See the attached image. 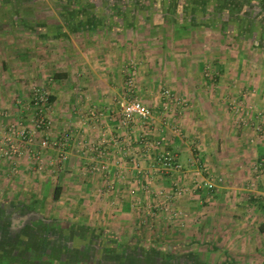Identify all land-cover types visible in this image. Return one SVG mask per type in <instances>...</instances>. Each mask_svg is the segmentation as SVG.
<instances>
[{
  "label": "crops",
  "instance_id": "crops-1",
  "mask_svg": "<svg viewBox=\"0 0 264 264\" xmlns=\"http://www.w3.org/2000/svg\"><path fill=\"white\" fill-rule=\"evenodd\" d=\"M177 1L179 4L169 0H125L110 3L108 8H100L97 3L95 11L103 12L97 19L70 21L69 25L61 19L54 27L53 22H45V29L30 31L34 38L28 51L44 54V65L52 73L49 77L52 85L59 91L92 90L94 104L105 112L99 119L97 131L89 132L85 124L83 131L70 132L65 145L67 158L56 184L61 188L57 200L66 203L68 209H76L72 214L82 215L81 219L74 215L73 220H81L87 227L91 222L96 223L93 229L99 223V227L108 228L114 235L135 233L134 227L148 224L151 208L156 207L158 213L150 214L160 215L158 219H161L166 214L164 210L173 204L178 217L171 229L175 232L169 235L187 230L183 234L189 233L192 237L189 243L196 247L191 249L205 251V258L169 260L172 264H264V256L260 257V253H264V211L260 206V200L264 199V50L253 39L264 23V5L260 3L263 0H238V5L228 0ZM203 3L204 14L201 13ZM202 18L204 24L199 23ZM231 24V31L222 27ZM152 48L156 50L153 52ZM137 57L159 60L157 70L155 66L144 70L148 87L152 79L170 81L178 97L174 100L189 98L187 110L178 106V114L172 119L188 127L191 123H204L203 131L197 128L191 129L192 134L188 131V138L201 140L196 145L198 148L181 141L182 135H170L171 129L160 124L150 133L143 132L145 134L106 131L108 127L104 124L115 125L118 121L108 116V109L112 107L109 95L122 87L121 76L125 70L119 61L124 63ZM171 61L173 77L168 79L166 66ZM35 70L38 71L37 67ZM56 100L60 111L55 120L81 128L84 117L75 112L84 107L82 100ZM159 120L155 116L153 123L158 125ZM161 136L167 139V144L173 143L171 147H177L178 162L182 165L175 177L167 175L171 178L167 183L175 190L171 194L164 184L154 189V194L146 185L143 187L140 180L133 179L153 165L151 154L155 149H150L149 145ZM117 137L125 145H114ZM75 139L108 144L100 146L102 153L94 150L86 153L88 150L72 144ZM134 140V144L129 145V141ZM52 151L45 150L48 158L52 157ZM127 154L129 160L130 155L136 158L140 169L134 171L138 173L129 174L132 167L122 159V155ZM107 158L113 159L108 161ZM97 162L107 163L109 172L92 170ZM201 164L209 174L198 171ZM215 171L221 172L219 184L214 181ZM208 180L213 181L216 188L209 191L203 186ZM186 207L190 216L181 212ZM179 214L186 218L182 219ZM197 215H204L205 224L210 217L213 225L201 228V218L197 220ZM85 217L91 221H84ZM133 221L139 223L132 225ZM187 221H192L191 225ZM212 229L220 233L218 240L208 239ZM202 236H206L204 241L208 244H200ZM35 244L29 246L32 253L23 254L25 260L23 256L9 259L0 255V264H98L99 261L83 257L72 261L53 260L51 256L45 258L46 254L39 259L36 257L39 251L51 255L49 249L54 243L46 240L43 249L41 244L38 248ZM64 246L76 251L82 245L67 243ZM171 248L166 244L165 251ZM218 252L221 254L217 258ZM213 254L216 257L213 258Z\"/></svg>",
  "mask_w": 264,
  "mask_h": 264
},
{
  "label": "rangeland",
  "instance_id": "rangeland-1",
  "mask_svg": "<svg viewBox=\"0 0 264 264\" xmlns=\"http://www.w3.org/2000/svg\"><path fill=\"white\" fill-rule=\"evenodd\" d=\"M2 1L6 5V9L12 10L15 15H18L19 22L11 23L10 21L7 22L0 19V147L3 148V150H7L9 148L5 137L9 133L8 129L11 125L18 128V130L25 129L31 138L30 141H26L13 135L12 140L18 149V153L10 156L0 154V221H4L5 224L3 226L6 228L4 229V233L0 231V240L2 238L5 239L6 233L19 235L22 238V243L25 242L28 235L30 236V242L28 240V242H26L28 245L22 244L17 247L16 250L13 249V247L10 248L9 250L12 249L9 253L10 256L8 255L5 257L9 258L11 255L24 257L25 254L32 253L29 248L28 251L26 250L29 245L37 243L34 246L38 248L40 244H43L41 242L38 244V241L45 239V241L47 240L49 242L54 240L57 244L60 243L61 245L60 250L58 249L56 252L54 251L51 254L52 256L50 258L53 260H63L66 258L67 260L72 261L83 257V259L86 260H99L98 264H121V261L117 262L112 255L102 251L103 248H105L104 245H101L93 239L88 241V238L85 235L86 231L84 236H82V233H79L84 230V225H82L83 222L81 220L78 221L76 219H72L75 215L72 213L76 212V209H68V205L66 203H61L59 200L53 198L54 187L58 183V176L60 177L61 168L65 162V160L63 162L58 161L60 152H64L66 154L67 147L65 145L66 142H68L67 140L69 137L65 138V135L70 136V132L75 133L78 129H80L79 131H83V126H85V124L86 129L89 132H93L95 130L97 131V125L100 122L99 119L102 117V114H105V112L99 111L100 109H98V105L94 104L95 96L92 90L84 91L81 89H65V91H59V89L55 88V85H52L53 80L49 79L52 73L44 65V54H41L39 51L38 53L36 51L29 53L28 51L29 47L32 46L31 41L34 37H32V34L30 33L31 30L23 26V21L30 27L45 24V22H53L55 24L58 20L62 19L60 13L63 10H67L68 7L65 6L64 0L61 2H56L55 0H0V2ZM93 1H96V3L103 2V0ZM110 1L125 2V0H109V2ZM126 1L133 2L134 0ZM95 6H97V4H95ZM154 49L156 50V48ZM154 49L152 48L153 52L155 51ZM137 58H132L128 62L126 61L124 63L119 61V64L122 65L125 70L124 75L121 76L123 79V81L121 80L122 87L120 90H117L109 95L111 98V103L109 105L112 107L111 110L108 109V116H111L118 121L117 123H114L115 125L104 124V126L108 127L106 131H112L115 133L132 131L133 133L141 132L142 134H145L148 132L150 133L151 129L153 131L155 126L157 129L160 124L163 127L167 126L171 129L169 132L170 135H182L179 137L181 141H186L187 145L198 148L196 145H199L201 140L198 138L193 140L190 137L188 138V131H190L191 134V129L194 130V128L199 129V131H203L205 129L204 123H191L190 127H188L181 122L172 119L173 115L178 114V106H182L185 108L184 110H187L190 103L189 98L187 96L180 98L179 103L174 100L178 97L174 90H172V83H170V81H168V83L160 82L159 79H152L151 81H153L152 83L154 88L152 89V83L148 87V82L145 83L146 79L144 70L149 69L150 67L153 68L154 66V69L157 70L156 68L158 65L156 63L159 60L155 58L152 59V57ZM173 66L172 61L166 66V73L169 75L168 79L173 77L171 74ZM36 67L38 71L35 70ZM130 73L133 74V84L135 85L133 94L139 97V99L151 110V117L145 122L135 120L130 123H123L121 119L120 101L128 100L130 98V92L127 88V79ZM164 89L169 90L171 94L169 97L165 96V93H163ZM48 96H52L53 98L50 99ZM57 98H63L66 101L69 98L74 101L82 100L84 107H81L75 112V115L78 114L79 117H84L85 121L84 124L81 122V128L77 127L75 124L63 125L55 120L58 112L60 111L59 104L56 102ZM226 109L227 111L230 110L229 108ZM231 109L236 111V108ZM180 111L182 113L183 109H180ZM155 116H158L160 119V123H158V125L153 123ZM38 117L45 118L49 121L47 127H35V122ZM130 125L131 127H129ZM150 125L152 128L149 127ZM233 128L236 129L238 127L234 126ZM45 137L48 141L45 147L41 148L40 142ZM135 141L136 140L129 141V145H133ZM59 142H62L63 145H59ZM150 143L149 148L155 149L154 154H151L153 165L150 166L148 170H143L141 172V176H133V179L140 180L143 187L146 185V189L153 190L154 194L155 190L160 189L163 184V186H166V190H170V194L173 191L175 193V190H173L170 185L171 178L167 175L172 174V176L175 177V174L180 171L173 170L172 168H162L156 158L163 151L174 150L178 152L177 147H171L173 143H171V145L167 144L166 138H164L161 144H156L152 141ZM72 144L79 148H83L84 150H88L86 153H89L91 150H94V146H99L100 148V146L108 143L100 140L81 141L79 139H75V142ZM114 145L123 146L125 143L117 137ZM48 149L53 150V153H50V156L52 157L49 158L45 154V150ZM105 149H107V147H105ZM33 151H39L36 155H38L40 161L35 160L34 156H32ZM0 152L2 151L0 150ZM130 157L131 160H129L128 154L126 157L122 155V159L126 160L128 162L127 164L132 167V171H129V174L138 173L134 171L140 169L137 164V160L135 157L133 158V155H130ZM112 159L113 158H110L108 161ZM203 168H205V165L201 164V168H198V171H200L201 174H209L207 169L205 168V170H202ZM214 173L217 175L216 176L214 174V181L218 184L221 183L220 180L222 177L219 175L221 172L215 171ZM128 178L130 177H127V179ZM167 181L170 182L167 183ZM161 182L163 183L161 184ZM151 184L153 186H151ZM133 185L135 187L137 184ZM214 188L216 187L214 186L213 189ZM158 195L161 196V193ZM162 195L163 197L165 196V194ZM172 195L174 194L172 193ZM163 206L165 205L163 204ZM173 206V204H170V207L164 210L166 214L161 216L164 218L163 220H161L162 218L158 219V216L160 215L150 214V212L158 213L156 207L155 210L154 208H151L149 210L147 225L139 224L138 227H134L136 228V232L130 235L115 234V236L118 238L119 242L125 243L124 248H127L130 254L144 258L149 252L150 254L147 258L153 259L157 264H161V261L166 257L171 260L178 258H182L184 260H189L190 258L204 259L205 251L191 249V247H196L192 244V242L189 243V239L192 238L190 237V234H183L184 232H187V230H181V234L179 231L178 235H169L170 232H175L171 229H173L175 224H177L174 220L178 217L176 211L173 210ZM190 209L192 210V205ZM199 210L200 209H198V211ZM160 211H162V209H160ZM181 212L186 216H190L188 213V207H186L184 211L182 209ZM26 213L29 214V217L22 221L21 216ZM167 213H169V215ZM166 215L170 217L167 218ZM179 215L182 219L186 218V216L182 214ZM75 216H79V218L82 217V215ZM197 216V220L201 218V228L209 226V224L213 225L210 217H208V222L205 224L204 215ZM85 218L86 219L84 221H91V219L88 220L87 217ZM192 220L194 221V219ZM55 221L56 224L54 223ZM187 222H189L190 225L192 223V221ZM137 223L139 222L133 221L132 225ZM94 224L96 223L91 222L89 228L93 229V226H95ZM98 224L99 223H97V226L95 227L96 229L101 228ZM103 225L106 227L108 226L107 224ZM31 226L32 228H30ZM217 227L219 228L220 226L217 225ZM61 228L63 230H61ZM92 229L88 230L89 235H92ZM1 230L3 231L2 228ZM108 230L109 229L107 228L104 231L109 233ZM161 230L166 232L161 234L163 233ZM213 230L214 229H212V231ZM219 234V232L213 231L211 234V236H213H208V239L211 238V240H215L221 236H219ZM53 237H56V239H52ZM201 239L203 243L201 242L200 244H208L204 241L206 240V236H202ZM67 243L68 245L72 244L74 246L82 245L85 250H82V246H80V249L77 247L76 250L79 249V251H75L73 249L69 250L68 246L63 247V245ZM91 244H95L94 247ZM166 244L172 246V248L168 251H165ZM160 247L163 249H160ZM61 249L64 251L62 252ZM153 250H158L157 252H159V255H157V252L155 251V253ZM3 253L4 252H2V255L8 254ZM38 253L40 254V251ZM75 253L77 255H75ZM54 254L56 255L54 256ZM219 254L221 253L218 252L217 258L220 257ZM263 256L264 253H260V257ZM43 257L44 256H40L39 259ZM212 257H216L215 254H213Z\"/></svg>",
  "mask_w": 264,
  "mask_h": 264
},
{
  "label": "trees",
  "instance_id": "trees-1",
  "mask_svg": "<svg viewBox=\"0 0 264 264\" xmlns=\"http://www.w3.org/2000/svg\"><path fill=\"white\" fill-rule=\"evenodd\" d=\"M55 1L56 2H61L62 0H55ZM64 1H65L64 2L65 6L68 7V9L67 10H63L60 13V15L62 16V19H64L66 24H68V25H69L70 21L74 22V21H78V20H82V19H85L86 21H91V20L99 18L100 14H103L102 11H100V13H99V11H95L96 7H97V6H95V4H97L96 1L95 2L93 0H64ZM136 1H138V0H136ZM169 1L172 4H176V3L179 4L178 1L176 2V0H169ZM181 1H183V0H181ZM187 1L191 2V0H187ZM229 1L231 2L230 4H234V5H238V3L240 2L238 0H228V2ZM110 3H114V2H112V1L109 2V0H103V2L100 3V8H105V7L108 8L110 6L109 5ZM260 3L262 5H264V0L262 2H260ZM201 6H202V9H201L202 12L201 13L204 14L205 11H206L205 10L206 6H204V3ZM5 7H6V5L3 3V1L0 2V19H2L4 21H7V22L10 21L11 23H18L19 22L18 15H15V13L12 10H8ZM106 17H108V16H106ZM263 19H264V16H263ZM204 20L205 19L202 18L199 21V23L204 24ZM22 24H23V26L29 28L31 31H35V28L45 29L44 28V26H45L44 24L35 25L33 27H30L29 25H26V22H24V21H23ZM54 26H55V24L53 23L52 27H54ZM222 27H223L224 30L228 29L229 31H231L232 24L229 25V26H222ZM256 28H258V26ZM259 28L260 29L258 31L256 30L257 33L256 32L254 33L253 39L256 40L258 42V45L264 50V23ZM53 30H55V28H53ZM247 33H250V31H248ZM48 98L52 99L53 97L52 96H48ZM60 189L61 188L58 185H56L54 187V191H53V198L54 199L59 198ZM54 223L56 224V221ZM43 224H45V223H43ZM83 228H84V230L82 232H79L80 234L81 233L83 234L82 236H84L85 231H86L85 235L88 238V241H91L90 239H93L96 242H99L101 245H104L105 248H103L102 251L106 252L109 255H112L117 262L121 261V264H130V263H132V264H157L153 259L147 258V256L150 254L149 252L145 255L144 258L140 257V256L138 257V256H135L133 254H130V252L127 250V248H124V246H125L124 242H119L118 238L114 234L105 232L103 230V228H99V229L94 228V229H92V228H89L87 226H84ZM90 229L93 230L92 235H89V231L88 230H90ZM80 234H78V235H80ZM54 238L56 239V237H53L52 239H54ZM95 241H94V243H95ZM40 242L43 243V244L46 243L45 239H43L41 241H38V244ZM51 242L54 243L53 247H50V253L52 254L54 251L56 252L58 249H56V242L54 240L53 241L51 240ZM43 244H41L40 248L43 247ZM11 250H9L7 252H4V253H8V254L5 255L3 253L4 254L3 256L4 257L8 256V255L10 256L9 253H10ZM153 251L155 252L156 250H153ZM43 254H45V253L41 252L36 257L39 258ZM156 254L159 255V252H157ZM55 255L56 254H54V256ZM167 258L168 257L163 259L161 261V264H172L171 261H169L171 259H169V258L167 259Z\"/></svg>",
  "mask_w": 264,
  "mask_h": 264
},
{
  "label": "built area",
  "instance_id": "built-area-1",
  "mask_svg": "<svg viewBox=\"0 0 264 264\" xmlns=\"http://www.w3.org/2000/svg\"><path fill=\"white\" fill-rule=\"evenodd\" d=\"M129 70V68H128ZM133 74L130 73L127 79V88L130 92V98L128 100H121L120 101V113H121V119L123 123H130L132 121L138 120L141 122H145L149 120L151 117V110L150 108L144 104L139 97H137L134 92L135 85L133 84ZM163 93H165V96L169 97L171 94L168 89H164ZM178 103L180 100H176ZM49 121H47L45 118L38 117L36 122H35V127L37 128H42V127H47V124ZM9 133L6 135L5 139L7 141V144L9 145V148L7 150H3V148L0 147V152L1 155L4 154L6 155H15L18 153L17 147L14 145V142L12 140L13 135L22 138L24 140L30 141L31 138L28 134V132L25 129H20L15 128V126L11 125L10 128L8 129ZM68 135H65V138H67ZM164 138L161 136L158 139L155 140L156 144H161L163 142ZM47 138L45 137L44 139L41 140V148H44L46 143H47ZM80 142V141H79ZM56 143V142H55ZM59 145H63V143L59 142ZM94 150L99 153V146H94ZM39 151H33L32 156H34L35 160L40 161L38 155H36ZM59 160L58 161H64L67 158V155L64 152L59 153ZM157 161L159 165L164 168V169H169L172 168L173 170H178L180 171L182 169V165L178 162V152L171 150V151H163L157 156ZM92 170L94 171H101L103 173H108L109 168L107 163L105 162H97L92 166ZM205 170V168H204ZM203 186H205L209 191L213 189L214 182L211 180H208L203 183ZM179 189V188H177ZM179 191V190H178ZM178 193V192H177ZM261 201V208L264 211V200Z\"/></svg>",
  "mask_w": 264,
  "mask_h": 264
},
{
  "label": "flooded vegetation",
  "instance_id": "flooded-vegetation-1",
  "mask_svg": "<svg viewBox=\"0 0 264 264\" xmlns=\"http://www.w3.org/2000/svg\"><path fill=\"white\" fill-rule=\"evenodd\" d=\"M25 213V212H24ZM29 217V214H23V216H21V220L22 221H24L25 219H27ZM5 223H4V221H0V231L1 232H5V230L4 229H6L3 225H4ZM1 226H3V227H1ZM1 228L3 229V231L1 230ZM30 228H32V226L30 227ZM32 230V229H31ZM55 239V238H54ZM30 240V236L28 235V238L25 240V242L24 243H22L23 241H22V238L19 236V235H16V234H11V233H6L5 234V239L4 238H2L1 240H0V251H1V257L3 256L2 255V252H7V251H9V248H12L13 247V249H17V247H19V246H21L22 244L24 245H26V244H28V243H26V242H28V241ZM30 242V241H29ZM60 243H56V249H59L60 250V245H59ZM92 245V244H91ZM94 245V244H93ZM30 246V245H29ZM29 246H28V248H29ZM32 246V245H31ZM73 246V245H72ZM50 247H53V245H51ZM94 247V246H93ZM31 248V247H30ZM29 248V249H30ZM50 250V249H49ZM61 251L63 252L64 250L63 249H61ZM77 251V250H76ZM75 255H77V254H75ZM49 256H52V255H50V254H46L45 255V257L46 258H48ZM17 258V256H15V255H11V257H9V259H16ZM23 260H25L26 258H22Z\"/></svg>",
  "mask_w": 264,
  "mask_h": 264
}]
</instances>
